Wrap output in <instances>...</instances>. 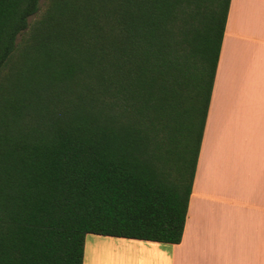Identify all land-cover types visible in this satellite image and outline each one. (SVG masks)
Listing matches in <instances>:
<instances>
[{"label": "trees", "instance_id": "trees-1", "mask_svg": "<svg viewBox=\"0 0 264 264\" xmlns=\"http://www.w3.org/2000/svg\"><path fill=\"white\" fill-rule=\"evenodd\" d=\"M230 3L0 0V264L182 241Z\"/></svg>", "mask_w": 264, "mask_h": 264}, {"label": "crops", "instance_id": "crops-1", "mask_svg": "<svg viewBox=\"0 0 264 264\" xmlns=\"http://www.w3.org/2000/svg\"><path fill=\"white\" fill-rule=\"evenodd\" d=\"M83 264H264V0H231L182 241L88 235Z\"/></svg>", "mask_w": 264, "mask_h": 264}, {"label": "rangeland", "instance_id": "rangeland-1", "mask_svg": "<svg viewBox=\"0 0 264 264\" xmlns=\"http://www.w3.org/2000/svg\"><path fill=\"white\" fill-rule=\"evenodd\" d=\"M47 1L48 0H41V9H40V12H39V14L36 17H34V18L31 19V22L34 21L36 18H39L43 14V12H44V10L46 8V5H47ZM21 39L22 38L20 37L19 40H18V42H20Z\"/></svg>", "mask_w": 264, "mask_h": 264}]
</instances>
